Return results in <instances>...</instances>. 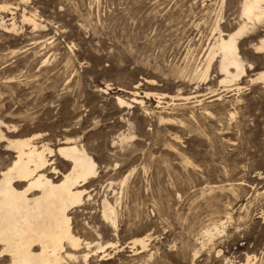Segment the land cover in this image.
I'll list each match as a JSON object with an SVG mask.
<instances>
[{"label": "rangeland", "instance_id": "obj_1", "mask_svg": "<svg viewBox=\"0 0 264 264\" xmlns=\"http://www.w3.org/2000/svg\"><path fill=\"white\" fill-rule=\"evenodd\" d=\"M1 3L12 6L0 9V120L19 131L2 130L53 149L77 138L98 165L70 212L91 254L114 245L73 264H264V83L250 81L264 71V22L239 42L246 75L223 83L206 58L216 23L240 26L241 0Z\"/></svg>", "mask_w": 264, "mask_h": 264}, {"label": "bare ground", "instance_id": "obj_2", "mask_svg": "<svg viewBox=\"0 0 264 264\" xmlns=\"http://www.w3.org/2000/svg\"><path fill=\"white\" fill-rule=\"evenodd\" d=\"M10 5L1 3L0 9L8 11ZM22 13L23 22L36 25L35 15L26 13L25 9ZM239 16L242 22L237 30L226 32L219 23L215 24L214 31L219 35L206 58V73L217 58L220 74L224 75L223 83L239 80L247 73L239 42L264 22V0H241ZM12 20L10 26L2 23L3 27L15 30L16 22ZM255 49V52L264 55V37H260ZM249 69H252L251 63ZM250 81L264 83V71ZM237 89H240L239 85ZM176 97L179 100L190 98L185 95ZM133 100L143 103L135 97ZM118 102L125 107L124 100L118 97ZM2 127H6L8 133L19 131L17 125H8L0 120V142L7 143L5 152L8 155H15L9 163L0 161V264H73L79 259L86 262L98 251L105 253L107 247H112L114 244L111 242L97 244L94 254H91L94 245L90 242L83 244L70 212L83 204L86 195L90 196L89 184L98 172V165L87 148L77 138L67 135L56 149L46 144L40 146L34 142L39 135L9 138ZM126 139L121 138L122 142ZM57 155L64 163L62 168L57 163L58 158H52ZM65 167L69 168L65 170ZM114 209L104 199L102 216L116 228ZM205 233L210 239L214 236L211 229ZM132 243L146 247L145 238H136Z\"/></svg>", "mask_w": 264, "mask_h": 264}]
</instances>
